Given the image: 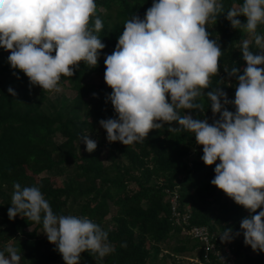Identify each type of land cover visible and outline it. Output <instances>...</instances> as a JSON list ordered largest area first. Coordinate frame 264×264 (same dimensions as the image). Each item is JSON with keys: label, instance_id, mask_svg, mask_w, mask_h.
<instances>
[{"label": "clouds", "instance_id": "1", "mask_svg": "<svg viewBox=\"0 0 264 264\" xmlns=\"http://www.w3.org/2000/svg\"><path fill=\"white\" fill-rule=\"evenodd\" d=\"M223 12V0H153L144 18L127 19L115 50L104 58L115 118L99 124L109 143L125 146L143 143L165 125L173 134L192 133L202 146L203 163L215 165L211 184L250 213L240 222L244 243L264 252V35L257 32L264 25V0H243L227 11L232 27L250 37L240 49L246 66L224 69L236 78L231 101L219 86L211 87L223 51L207 28ZM96 13V0H0V48L30 85L60 92L61 78L72 77L82 62L98 66L106 45L97 35L104 25ZM8 92L16 95L11 87ZM205 98L213 116L219 114L212 123L190 114L205 113ZM79 139L87 152L97 149L88 135ZM13 188L9 220L20 216L41 224L64 264H80L84 252L104 258L115 250L108 232L88 217L56 214L39 187L16 182ZM220 238L230 242L232 229ZM20 261L16 247L0 250V264Z\"/></svg>", "mask_w": 264, "mask_h": 264}, {"label": "trees", "instance_id": "2", "mask_svg": "<svg viewBox=\"0 0 264 264\" xmlns=\"http://www.w3.org/2000/svg\"><path fill=\"white\" fill-rule=\"evenodd\" d=\"M152 2L96 0V15L104 25L97 35L106 47L97 67L82 62L72 77L61 78L60 85L73 91L70 96L48 100L51 92L30 85L23 72L10 67V53L0 48V250L16 247L20 264L64 261L41 224L20 216L9 220L16 182L39 187L56 214L86 216L108 232L115 250L104 258L84 252L80 264H193L190 258L203 254L202 241L173 219L175 193L179 209L189 212L186 226H208L217 246L230 245L237 264H264V252L246 245L240 230L241 220L250 213L211 184L215 165L203 163L202 146L192 133L173 134L165 125L152 130L143 143L125 146L109 143L99 124L101 119L115 118L107 100L112 90L104 82V58L115 50L125 21L133 15L144 18ZM242 3L223 0L224 12L207 28L223 51L211 87L219 86L230 101L235 98L236 78H229L224 69L246 66L240 49L250 37L242 28L232 27L227 11ZM238 19L246 23V17ZM257 32L264 35V25ZM251 50L256 51L254 44ZM95 75L101 76L99 83L90 81ZM204 104L205 113L190 114L209 123L219 119L206 98ZM226 108L235 112L232 104ZM82 135L97 142L95 151H86ZM54 179L61 184H54ZM225 229H232L230 242L221 241Z\"/></svg>", "mask_w": 264, "mask_h": 264}, {"label": "built area", "instance_id": "3", "mask_svg": "<svg viewBox=\"0 0 264 264\" xmlns=\"http://www.w3.org/2000/svg\"><path fill=\"white\" fill-rule=\"evenodd\" d=\"M173 219L181 225L186 227L187 233L199 238L202 241L203 254L202 256L191 257L193 264H237L234 253L230 245L224 247L217 246L214 241L213 234L206 225L186 226L190 217L189 212H182L178 207L177 194L172 195Z\"/></svg>", "mask_w": 264, "mask_h": 264}, {"label": "rangeland", "instance_id": "4", "mask_svg": "<svg viewBox=\"0 0 264 264\" xmlns=\"http://www.w3.org/2000/svg\"><path fill=\"white\" fill-rule=\"evenodd\" d=\"M90 81L94 82V83H99L101 81V76L100 75H95V76L90 78ZM60 88L62 89L60 92H51L50 95H49V99L48 100L52 101L55 97L63 96L64 94L70 96L73 93V91L70 88L66 87V86L60 85ZM53 183L56 184V185H60L61 184V180L54 179Z\"/></svg>", "mask_w": 264, "mask_h": 264}]
</instances>
